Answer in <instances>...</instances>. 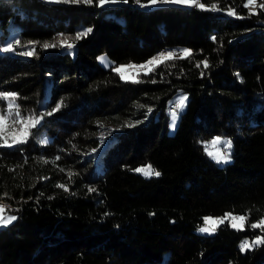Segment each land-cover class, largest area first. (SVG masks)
Instances as JSON below:
<instances>
[{"label":"trees","instance_id":"16d2710c","mask_svg":"<svg viewBox=\"0 0 264 264\" xmlns=\"http://www.w3.org/2000/svg\"><path fill=\"white\" fill-rule=\"evenodd\" d=\"M148 1L0 0V93L15 94L22 115L44 114L26 143L0 147V201L17 217L0 227V264H264V244L240 249L264 236L250 226L264 218V9ZM61 37L74 47L59 46ZM33 47L36 55H20ZM183 49L192 55L179 58ZM161 51L177 57L139 72V83L113 69ZM102 52L107 66L96 60ZM176 91L187 100L166 133ZM108 125L120 132L93 161L89 148ZM213 136L232 141L226 163L204 150ZM146 164L160 175L134 171ZM223 213L246 216L244 229L224 221L194 231Z\"/></svg>","mask_w":264,"mask_h":264},{"label":"snow or ice","instance_id":"6c2138e0","mask_svg":"<svg viewBox=\"0 0 264 264\" xmlns=\"http://www.w3.org/2000/svg\"><path fill=\"white\" fill-rule=\"evenodd\" d=\"M54 2H63V3H74V4H86V5H92L94 3V0H54ZM99 7H104L105 5L109 4H117V3H128V0H97ZM136 3H140V0H136ZM150 5H156L158 3L162 4H179L184 5L188 7H198L201 10L204 11H212L217 12L221 11L217 3H212L210 6H205V4L201 3L200 0H149ZM142 6H148V5H142ZM245 8H249V14H255V9L257 7L264 9V3H261L257 5V0H246L245 3L242 5ZM226 14L228 16H236L237 13L234 10V8H227ZM92 31L91 28H88L86 31H80L78 32L74 39L80 40L81 38L87 36ZM72 38L68 37H61L59 39V46L66 47L68 49H71L74 47L73 43H70L69 40ZM215 39V37H213ZM20 43L19 40H16V44L18 45ZM31 43V42H30ZM57 44H49L44 43L42 47L44 49L56 47ZM4 52H12L14 51L13 44L9 43L6 47L3 48ZM20 55L24 56H34L36 55L35 49L33 47L32 50L25 51L20 53ZM192 55L191 50L189 49H183L179 53V58H187ZM177 57V53L174 52H168V53H162L159 57H154L150 60H148L144 64L136 65V64H128V65H121L119 67H116L114 70L120 75L121 80H124L125 82H132V83H139L138 74L140 70L144 71V74L147 75L155 70V67H158L160 64L165 63L166 61H170ZM103 62L105 60L104 57L100 58ZM204 67H208L207 61H202ZM197 67H200V64H197ZM135 69L136 74L135 75H125L126 70ZM155 82V81H153ZM0 99L7 101V109L4 111H0V147H12L17 144H23L26 143L30 134L31 129L38 126L42 119L44 114H40L38 116L33 115L29 116L27 118L23 117L19 110V105L15 103L17 100V97L15 94L10 92L0 93ZM187 100L186 96L181 97L178 102L175 105L176 109H182L185 106V102ZM63 101L58 103L56 105V108L53 111H58L59 108L62 106ZM142 107V106H141ZM150 111V109H149ZM47 115H52V112H48ZM177 118V113L175 110L172 112V125L175 126V121ZM19 124L20 127L16 128L15 125ZM128 127H134V124L129 123L127 125ZM103 127V125H101ZM212 145L214 147L222 145L223 150L220 148H216L215 151L209 152L208 155L214 159L217 163H226L230 159V149L232 148V141L231 140H221L219 137L212 140ZM59 159V157H57ZM44 163H48V161H44ZM63 171V169H61ZM135 172L141 173L146 177L151 176H159L160 172L156 171L152 165L142 166L134 169ZM69 178L73 175V173L69 172ZM57 187H60L64 189V191H68V188L64 184H59ZM89 191H95L94 188H89ZM6 195V194H5ZM5 205L0 204V226H7L14 222L17 217L15 215H9L5 211ZM227 219L231 222V226L235 228L236 230H243L246 223V216L240 215H232V214H225V217L222 219H213V218H205L204 224L205 226L200 228L199 230L201 232H210L215 230V226H217L220 223H223L224 220ZM251 228L253 229H260L262 233H264V219H260L256 223H252ZM264 244V236H257L255 240H253L251 243L246 239L241 242L240 249L241 251H244L247 248L253 247L255 245Z\"/></svg>","mask_w":264,"mask_h":264},{"label":"rangeland","instance_id":"374dc122","mask_svg":"<svg viewBox=\"0 0 264 264\" xmlns=\"http://www.w3.org/2000/svg\"><path fill=\"white\" fill-rule=\"evenodd\" d=\"M45 1H48V2H54V0H45ZM63 3V2H62ZM98 4V3H97ZM109 5H112V4H109ZM145 5H148V6H145V7H152V6H156V5H166V4H162V3H158L156 5H150L149 1L145 4ZM179 5V4H178ZM257 5H259V3H257ZM106 6V5H105ZM182 50H180L181 52ZM179 52V53H180ZM162 53H168V51H161V52H158L157 54L149 57L148 59L144 60V61H141V62H124V63H118L116 64L115 66H113V69H115L116 67H119L121 65H128V64H136V65H140V64H144L146 63L148 60L154 58V57H159ZM101 57H104L105 60L102 62L101 61ZM96 60L98 62V64L100 65H103V66H107L111 63L110 61V58L104 53H99L96 57ZM139 72H144L143 70H140ZM136 74V70L135 69H131V70H126L125 71V75L126 76H129V75H135ZM119 75V74H118ZM120 77V75H119ZM183 96H186V93L183 92V91H176L175 93H173L168 99H167V104H168V107L166 109L167 111V115H168V118H167V128H166V133H171L174 129L173 125H172V112L173 110L176 111L177 113V118L179 116V113L184 109V107L182 109H176L175 108V105L176 103L178 102V100L183 97ZM7 101L4 100V103H1L0 102V111H4L7 109ZM22 115V114H21ZM23 117L27 118L28 116L27 115H22ZM177 118H176V121H177ZM176 121H175V124H176ZM16 128H19L20 125L17 124L15 125ZM115 132H120L119 130L113 128L112 125H108L106 126L105 128L103 129H100L98 131V137H99V141L98 143L95 145V146H92L91 148H89V151H88V156H91L93 157V161L96 160H99L100 159V156H101V152L105 150V146L106 144L108 143V139L110 137H112L111 135ZM219 137L221 140H227L225 137H222V136H213V137H210L208 140H206L204 142V150L205 152L208 154L209 152H213L216 150V148H220L222 150L223 146L222 145H219V146H216L214 147L212 145V140ZM43 139V138H42ZM100 142V143H99ZM95 147V148H94ZM95 154V155H94ZM210 157V156H209ZM211 158V157H210ZM212 159V158H211ZM214 160V159H213ZM99 163V162H98ZM148 164L146 165H143V166H147ZM138 167H142V166H138ZM136 167V168H138ZM96 168V164H95V167ZM135 168V169H136ZM0 204H3L5 205V211L7 214L11 215L9 212H8V209L11 208L12 206L5 201H2V203L0 202ZM225 214H232V215H237V216H240V214H233V213H223V214H220V215H206L203 217V223L200 224L199 226H197L194 231L197 232V233H202V234H210L212 233L213 231H210V232H201L199 229L204 227L205 224H204V221H205V218H213V219H222L225 217ZM261 219H264V218H261ZM224 221H226L230 226H231V222L227 219H225ZM256 223V222H255ZM0 227H3V226H0ZM257 236L253 237L251 240H249V243H251L253 240L256 239Z\"/></svg>","mask_w":264,"mask_h":264},{"label":"bare ground","instance_id":"6f19581e","mask_svg":"<svg viewBox=\"0 0 264 264\" xmlns=\"http://www.w3.org/2000/svg\"><path fill=\"white\" fill-rule=\"evenodd\" d=\"M2 203V201H0Z\"/></svg>","mask_w":264,"mask_h":264},{"label":"built area","instance_id":"2783aa9c","mask_svg":"<svg viewBox=\"0 0 264 264\" xmlns=\"http://www.w3.org/2000/svg\"><path fill=\"white\" fill-rule=\"evenodd\" d=\"M161 50H163V49H161Z\"/></svg>","mask_w":264,"mask_h":264}]
</instances>
